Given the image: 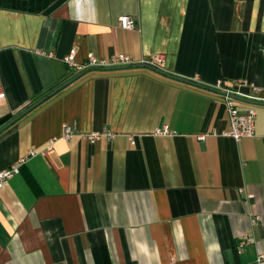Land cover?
Here are the masks:
<instances>
[{
	"label": "crops",
	"instance_id": "obj_1",
	"mask_svg": "<svg viewBox=\"0 0 264 264\" xmlns=\"http://www.w3.org/2000/svg\"><path fill=\"white\" fill-rule=\"evenodd\" d=\"M0 74V264H264V0H0Z\"/></svg>",
	"mask_w": 264,
	"mask_h": 264
},
{
	"label": "built area",
	"instance_id": "obj_2",
	"mask_svg": "<svg viewBox=\"0 0 264 264\" xmlns=\"http://www.w3.org/2000/svg\"><path fill=\"white\" fill-rule=\"evenodd\" d=\"M121 28L124 30H134L137 26L136 21L130 16H123L119 19ZM76 51L73 50L64 59V63L72 70L77 72L86 71L95 68H108V67H118V66H130L135 64L130 57L124 55H118L111 59L110 61L98 59L94 56H90L88 61L84 64H79L76 60ZM165 62L164 55H157L154 58L142 61L141 64L147 65L149 67H154L160 69ZM219 85H222L219 83ZM231 92L226 93V104L229 113L230 129L223 134L224 137L232 138L236 141H241L246 138L255 137L256 128V118L257 112L254 109L249 110L247 113H241L231 97ZM5 97V90L1 80L0 74V101ZM77 132L75 126L64 125V139L70 140ZM91 143H95L101 138V134H91L84 136ZM31 156H35L36 153L32 152ZM26 159H22L16 165L9 169L0 172V191L5 186V184L12 180L15 176L21 173V167L25 164Z\"/></svg>",
	"mask_w": 264,
	"mask_h": 264
},
{
	"label": "water",
	"instance_id": "obj_3",
	"mask_svg": "<svg viewBox=\"0 0 264 264\" xmlns=\"http://www.w3.org/2000/svg\"><path fill=\"white\" fill-rule=\"evenodd\" d=\"M68 84H70V83L65 84L64 87L67 86ZM40 103H41V101L38 102V103H36L35 105H33V106H32L31 108H29L26 112H28L29 110L35 108V107H36L37 105H39Z\"/></svg>",
	"mask_w": 264,
	"mask_h": 264
},
{
	"label": "trees",
	"instance_id": "obj_4",
	"mask_svg": "<svg viewBox=\"0 0 264 264\" xmlns=\"http://www.w3.org/2000/svg\"><path fill=\"white\" fill-rule=\"evenodd\" d=\"M8 118H9V117H6V118H4V119H0V123H1V124L5 123V122L7 121Z\"/></svg>",
	"mask_w": 264,
	"mask_h": 264
}]
</instances>
